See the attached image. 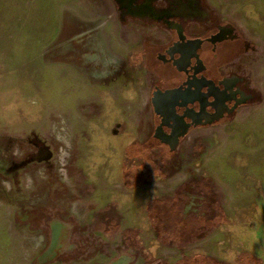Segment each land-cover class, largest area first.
Listing matches in <instances>:
<instances>
[{"label":"flooded vegetation","instance_id":"af4514ba","mask_svg":"<svg viewBox=\"0 0 264 264\" xmlns=\"http://www.w3.org/2000/svg\"><path fill=\"white\" fill-rule=\"evenodd\" d=\"M258 1L64 2L75 10L59 17L61 46L91 56H40L59 67L56 121L38 102L50 90L34 84L10 87L29 121L4 122L13 106L0 91V174L26 189L11 221L36 238L28 264L263 263L261 252L227 249V226L239 232L253 203L243 208V192L203 162L212 132L264 100Z\"/></svg>","mask_w":264,"mask_h":264},{"label":"rangeland","instance_id":"374dc122","mask_svg":"<svg viewBox=\"0 0 264 264\" xmlns=\"http://www.w3.org/2000/svg\"><path fill=\"white\" fill-rule=\"evenodd\" d=\"M77 1L0 0V91L8 90L3 92L4 105L13 106L12 109L8 108L9 111L6 110L12 112V117L9 120L7 115L4 122L29 121L27 115L30 106L22 102L25 100L21 97H16L15 93L11 95L10 87L16 86L20 93L27 94L34 84L38 86V91L46 93L50 90L46 95L39 93L41 97L38 102L45 107V100H49L50 120L56 121L59 114L56 92L61 84L59 67L43 64L40 54L48 41L57 34L59 5ZM256 6L261 12L264 5L259 0ZM257 36H263L264 47V29ZM260 63L258 75L261 76L264 89V59ZM49 75L56 77L48 79ZM238 120L239 124L233 128L212 132L213 146L203 162L232 193L243 192L244 198H247L243 201V208L253 203L242 211L239 232H235L234 225L227 226V249L235 246L261 252L263 263L252 260L248 264H264V100L261 104L245 109ZM20 191L16 192L12 188L11 178L0 174V264H28L37 247L35 237L28 236L12 225L11 214L18 204L16 199L26 195L25 188ZM238 233L243 242L234 244L237 242L235 234Z\"/></svg>","mask_w":264,"mask_h":264},{"label":"water","instance_id":"95a60500","mask_svg":"<svg viewBox=\"0 0 264 264\" xmlns=\"http://www.w3.org/2000/svg\"><path fill=\"white\" fill-rule=\"evenodd\" d=\"M67 9L75 10V7L69 4H66V3H61L59 5L60 17L62 15V12H64ZM63 35H64V29L63 28L61 29V26H60V29L58 33L56 34V36L47 45L43 47V49L41 50V57L45 62H51V61L60 62L66 58V59L72 60V64H74L76 55L82 56L83 59L90 58L91 56L90 50H87L85 47H83V49H81L79 52H77L78 50L74 48H70V49L63 48L61 46ZM69 60L67 61L69 62ZM57 245H58V238L55 237L54 239H52V244L50 245V247L48 248L45 254H47L48 252H54L56 248H58ZM47 256L48 255L43 254L42 256H40L39 260L44 262V260L47 259Z\"/></svg>","mask_w":264,"mask_h":264},{"label":"crops","instance_id":"0c3cea01","mask_svg":"<svg viewBox=\"0 0 264 264\" xmlns=\"http://www.w3.org/2000/svg\"><path fill=\"white\" fill-rule=\"evenodd\" d=\"M21 1H23V2H24V1H26V0H21Z\"/></svg>","mask_w":264,"mask_h":264}]
</instances>
